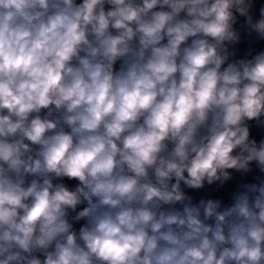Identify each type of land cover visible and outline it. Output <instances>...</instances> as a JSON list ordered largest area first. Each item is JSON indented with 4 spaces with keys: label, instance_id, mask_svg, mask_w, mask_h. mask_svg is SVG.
<instances>
[{
    "label": "clouds",
    "instance_id": "clouds-1",
    "mask_svg": "<svg viewBox=\"0 0 264 264\" xmlns=\"http://www.w3.org/2000/svg\"><path fill=\"white\" fill-rule=\"evenodd\" d=\"M0 264H264V0H0Z\"/></svg>",
    "mask_w": 264,
    "mask_h": 264
}]
</instances>
